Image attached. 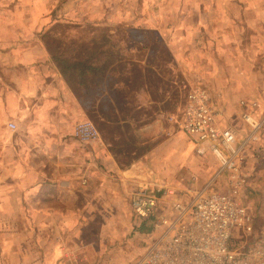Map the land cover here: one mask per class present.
<instances>
[{
  "label": "rangeland",
  "instance_id": "374dc122",
  "mask_svg": "<svg viewBox=\"0 0 264 264\" xmlns=\"http://www.w3.org/2000/svg\"><path fill=\"white\" fill-rule=\"evenodd\" d=\"M261 2L0 0V180L1 125L4 128L9 122H15L16 128L9 135L21 136L30 142L27 123L35 114L29 110L39 101L37 94L43 96L42 90L56 84L50 83L57 81L58 75V81L81 102L85 111L84 117L73 113L77 121L70 129L74 130L83 119L91 121L109 144L119 167L127 173L136 170V173H121L119 178L106 181L108 187H114L107 200L86 203L80 206L78 216L71 214L69 243L78 252L74 255V264H135L145 252L150 236L148 226H138L139 220L131 205L133 192L141 185L155 189L174 187L182 192L181 189L195 182V177L201 182L215 171L213 157L196 151L183 132V107L189 90L197 85L210 91L216 106L213 92L221 90L220 79H209L203 71L215 69L221 77L225 64L221 65L219 59H227L229 52H251L255 40L264 43V30L259 35L252 26L244 27L249 14L240 11L245 7L247 10L261 7ZM227 16L226 21L223 18ZM61 21L73 24L55 26ZM225 24L229 27H223ZM213 26L219 27L216 28L219 32ZM227 29V40L232 47H225L222 42L224 38L220 33L224 34ZM49 31H52L50 35ZM1 42L5 45L19 42L23 48L27 43L36 42L41 48L30 69L29 65L22 64L24 75L35 70V75L27 77L22 85V107L14 103L13 66L7 68L6 83L1 81ZM171 42L174 49L169 46ZM173 51L181 53L182 59L175 58ZM87 59V65L99 67V71L86 72L81 67L71 70L72 74L64 72L70 70L66 69V64ZM261 59L264 69V54ZM67 76H72V83ZM83 77L86 82L95 79L94 84L87 83V90L79 83ZM107 83H118V86L109 93ZM30 85L34 87L32 91L28 89ZM1 91H6L3 104ZM73 97L70 98L72 105ZM65 98L63 101L68 103ZM71 135L78 139L73 132ZM94 146L93 142L81 145L84 159L89 162L90 156L85 151L93 150ZM53 149L57 150V145ZM174 152L181 155L176 172H173ZM258 162L261 165L254 166L253 161H249L251 179L243 201L257 213V227H260L264 225V159ZM56 164L54 162L55 167ZM164 168L172 170V176L163 174ZM69 179L74 181L73 177ZM81 179L76 177L74 182L86 183V179ZM91 179L94 184L96 179Z\"/></svg>",
  "mask_w": 264,
  "mask_h": 264
},
{
  "label": "crops",
  "instance_id": "0c3cea01",
  "mask_svg": "<svg viewBox=\"0 0 264 264\" xmlns=\"http://www.w3.org/2000/svg\"><path fill=\"white\" fill-rule=\"evenodd\" d=\"M261 5L254 9L248 8L249 10L246 7L240 9L241 13L249 14L248 23L244 21L243 26H252L259 35L264 30V0ZM228 18L229 16L223 19L227 21ZM259 26H262L260 32ZM223 27L228 28L229 25L225 24ZM216 28L219 27L213 26V29ZM157 30L161 35L162 29ZM227 31L228 29L220 34L224 38L223 45L230 47ZM19 44L16 42L5 45L1 42V81L6 83L7 68L13 66L14 103L15 106L17 104L22 107V85L27 77L35 73V70L29 75L21 73L22 64L29 65L30 69V64L37 61L36 54L41 48L36 42L27 43L24 48ZM171 44L169 46L174 49L172 42ZM239 47L242 49L243 46ZM252 47L251 52H229L227 59H219L221 65L225 64L221 77L215 69H209L210 73L203 71V74L212 80L220 79L221 90L213 92L216 109L221 110L219 112L223 125H235L239 130V139L248 141V165L249 161H253V165L258 166L261 165L258 160L264 159V69L261 59L264 43L255 40ZM173 53L175 58L182 59L181 53ZM58 79L59 75L57 81L50 83H56L54 86L42 90L43 96L37 94L39 101L29 110L35 112L27 123L30 142L21 136L9 135L16 128L10 127L11 122L4 128L1 125L0 264H74V255L78 252L69 243L68 225L73 218L71 214L78 216L80 206L83 207L86 203L107 200L109 192L114 190L112 185H107L106 181L109 179L112 181L117 176L119 178L121 173H136L133 169L127 173L119 167L109 144L105 143L106 140L100 134L88 140L72 137L71 133L75 135L76 128L72 130L70 126L77 121L74 120L73 113L84 117L85 111L81 102L74 99ZM33 88L32 85L28 87L31 91ZM5 94L6 91H1V104L5 103ZM70 95L73 97V105ZM31 96L34 94L31 93ZM62 97H66L69 102H64ZM244 113H251L262 122L258 131L250 130L243 120ZM84 120L80 123L87 122ZM86 142L95 144L93 150L85 151L90 156V162L84 159V149H81V145ZM54 145H57V150L53 149ZM174 156L173 172H176L181 155L174 152ZM54 162L57 163L56 167ZM214 162L216 170L215 159ZM162 171L163 174L172 176V170L164 168ZM259 172L261 174L262 168ZM69 177H73L74 181L76 177H81V181L86 179V183L74 182ZM91 178L96 179L94 184H91ZM88 180L90 183H87ZM206 180L197 183L201 184Z\"/></svg>",
  "mask_w": 264,
  "mask_h": 264
},
{
  "label": "built area",
  "instance_id": "2783aa9c",
  "mask_svg": "<svg viewBox=\"0 0 264 264\" xmlns=\"http://www.w3.org/2000/svg\"><path fill=\"white\" fill-rule=\"evenodd\" d=\"M244 122L256 132L262 122L251 113ZM15 128V123H10ZM183 132L198 152H207L217 169L204 183L185 189H155L141 185L131 205L138 226H151L150 239L135 264H264V225L243 201L251 175L247 140L235 125H223L210 91L191 88L181 121ZM75 135L88 140L99 135L91 121L80 123Z\"/></svg>",
  "mask_w": 264,
  "mask_h": 264
},
{
  "label": "trees",
  "instance_id": "16d2710c",
  "mask_svg": "<svg viewBox=\"0 0 264 264\" xmlns=\"http://www.w3.org/2000/svg\"><path fill=\"white\" fill-rule=\"evenodd\" d=\"M73 23L72 22H70V21H61V22H58L57 24H55V26H70V25H72ZM54 29V28H53ZM52 33V31H49V35ZM88 64V59L87 60H84V61H82V63L81 62H74L72 65H68V64H66V69L68 70V69H70L69 71H66V70H64V72L65 73H71L72 74V71L71 70H74V68L75 69H77V70H80L81 69V67H82V71H86V72H88V71H91V70H94V71H99V67H94V65H87ZM67 78V80L69 81V82H71L72 83V76H67L66 77ZM94 81H95V79H88V81L86 82V80H85V78L83 77V79H81L80 81H79V83L82 85H84V87H85V89L87 90V83H92V84H94ZM107 82H109V81H107ZM108 85H106L107 86V91H109V93H111V91L113 90V88L114 87H117L118 86V83H115L114 85L112 84H109V83H107ZM115 90V89H114ZM113 90V91H114ZM112 95V94H111ZM107 100V99H106ZM91 117L93 118V120L95 119V120H97L95 117H94V115H91ZM98 121V120H97ZM143 228L145 227H147V226H145V224H143V225H141ZM152 231V227L151 226H148V228H147V232H151Z\"/></svg>",
  "mask_w": 264,
  "mask_h": 264
}]
</instances>
